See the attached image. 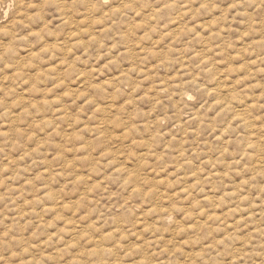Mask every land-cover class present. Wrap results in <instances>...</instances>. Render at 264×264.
<instances>
[{"label": "rangeland", "instance_id": "374dc122", "mask_svg": "<svg viewBox=\"0 0 264 264\" xmlns=\"http://www.w3.org/2000/svg\"><path fill=\"white\" fill-rule=\"evenodd\" d=\"M149 2L153 4L151 11L147 8L137 9L132 13L131 21L126 18L109 24L106 17L110 13L106 11L104 16H97L92 21L91 28H66L60 34L63 41L48 37L46 42L40 41L42 47L34 45L35 50L27 48L17 53L15 61L21 60L19 68L0 82V92L10 98V107L5 115L12 117L11 120L0 119V140L13 134L12 125H17L15 135L22 137L26 134L28 140L26 143L13 142L10 160L16 165V182L7 192H0V201L6 199L11 192H16L17 195L13 197L15 207L11 213H5L0 218V234L8 235L5 224L13 229L17 226L12 223L15 216L23 226L22 235L32 238L34 243L47 246L56 239L61 243L67 240V246L63 250L56 249L61 256L78 248L85 239L90 244L98 243L101 246L93 249V252L100 251L101 248L107 252L111 249L112 240L119 237L120 243L133 254L145 244L155 243L164 244L163 251L166 253L172 245H175L174 253L196 248L192 255L198 257L204 254V249L200 248L204 241H210L206 247H215L224 238L220 233L228 238L236 236L237 233L228 230L245 222L242 212H248L249 217L251 216L246 204L251 196L245 191L249 179L245 176L236 181L235 185L229 183L235 176H242L238 168H232L231 161L229 168L221 173L218 170L222 165L221 159L205 155V150L192 149V155L199 153L204 157L203 164L197 171H186L188 166L195 165V161L191 160L185 150L181 156H189L186 163H169L162 169L149 168L145 173L143 169L153 163L148 157L156 155L154 149L158 145L150 142L147 135L143 139L138 138L137 145H147V150L143 153L145 159L137 164L136 159L140 153L128 145L127 137L131 136L133 130H138V125L125 128L122 133L117 130L111 133L107 141L101 142L108 136V133L101 131L105 123L115 125L117 129L122 125L119 115L107 122L100 113L108 108L123 112L129 105L137 104L140 105L137 107V114L151 110L152 115H155L167 82L183 80L187 83L193 60H199L201 67L208 65L204 69L205 73L213 77V82L221 81L220 88L225 92L234 87L233 77L237 78L236 85H245V90L249 92L248 99H252V87L261 86L259 80L253 79L255 70H251L252 74L246 72L247 64L229 63L224 59L230 51L227 46H235L231 39L224 44L220 43L230 30V25L226 22L227 12L222 16L216 15L218 8L214 7L202 17L199 8L191 11L185 9L162 29L161 22H154L153 18L160 15L155 3H163V0ZM198 2L199 0H193V3ZM118 8L119 3L114 0L111 15H115ZM78 16L80 25H85L87 20L82 15V10ZM140 16L144 19H140ZM189 16L190 20L185 19ZM72 19L65 16V24H70ZM117 28L120 31L116 35L120 39H128L129 33L136 36V39L130 40L128 47H123L119 42L107 43L102 37ZM231 30H235L234 25ZM33 31L40 32V29ZM68 38L72 40L71 45L66 44ZM97 42L101 48L107 47V52H101L95 61H85L81 67L80 62L85 54ZM179 45H183V53L190 55H184V63L178 67H169L176 62L173 53L181 52ZM65 47L68 48L66 53ZM125 57L127 59L121 62ZM233 59H240L239 54H234ZM89 63L92 64L91 68L88 67ZM113 65L123 70L117 71ZM90 71L99 72V78L94 82L85 81V76ZM77 72L78 78H72ZM110 72L113 74H109ZM240 73L245 75L240 76ZM20 77L24 78V82L17 87ZM135 77L139 79L135 82L133 96H129L122 104L112 103L111 99L105 98L104 104H97L96 113H87L89 103L94 102L95 98L89 97L88 102H83L88 96L86 84L101 90L115 87L118 89L116 98L119 99L123 89L115 83L116 80L126 83ZM9 80L11 84L8 83ZM248 81L253 83L249 85ZM216 92V88L210 89V93ZM230 95L234 101L245 103L240 100L241 93L238 89ZM227 99L228 97H222L218 103H224ZM262 100L264 94L258 93L256 100L247 109L236 111L233 122L240 119L247 121L248 109L261 108ZM149 101H155L151 109L147 106ZM3 103L0 99V105ZM216 106L214 104L209 111ZM232 107L233 104L228 103L222 114ZM34 109L37 111L34 112ZM193 111L192 120L203 123L205 118L198 110ZM86 115L87 119H99L100 123H87ZM54 117H59L62 123ZM157 119L166 123L164 117ZM145 123L141 121V125ZM177 126H184V122L179 121ZM194 132L195 129L189 128L185 134L186 149ZM227 134L228 130L225 128L222 134L217 133L216 138L222 140ZM121 136L125 138V142L117 145L119 151L106 146L119 141ZM158 137L169 140L164 145L165 151L159 153V159L163 160L166 151L171 150L172 144L179 137L173 133V129L167 127L163 131L158 129L153 134V139ZM227 143L230 144L231 140ZM230 151L226 147L224 155ZM121 160L126 162L121 164ZM205 165L210 166L212 171ZM10 170L11 166L5 164L4 171ZM217 177L222 179L217 180ZM137 180L139 182L134 183ZM5 183V179H0V187ZM220 184H223L224 192L215 195L220 191ZM148 185L151 187H146ZM241 193L244 194L240 195ZM238 195L240 208L227 206L226 201ZM252 208H259V196L253 201ZM165 222L177 227L175 230L164 228L162 224ZM192 233L194 235H190ZM87 251L88 249H81L80 254ZM70 264H80L78 256ZM136 264H147V261L141 258Z\"/></svg>", "mask_w": 264, "mask_h": 264}, {"label": "clouds", "instance_id": "9594fccd", "mask_svg": "<svg viewBox=\"0 0 264 264\" xmlns=\"http://www.w3.org/2000/svg\"><path fill=\"white\" fill-rule=\"evenodd\" d=\"M116 2L119 3V8L115 15H111L114 0H0V82L9 73H14L19 68L21 60L15 61V57L21 49L32 48L35 50L34 45L42 47L43 45L40 41L46 42L48 37H55L63 41L60 34L64 29L70 27L72 30H77L81 27L91 28L93 27L92 21L97 16H104L106 11L110 13L106 20L109 24H112L126 18L131 21L132 13L137 9L144 10L147 8L151 11L153 7L149 0H116ZM154 6L160 15L154 17L153 20L154 22H161L162 29L165 25L172 22L173 17L181 15L185 9L191 11L199 8L202 17L211 12L214 7L218 8L216 15L222 16L227 12L226 22L229 23L230 30L225 33L220 43L224 44L226 40L231 39L232 44L235 46H227L230 47V51L227 52L224 59L229 63L247 64L246 72L252 74L251 70H255L253 79L259 80L261 86L259 88L252 87L250 93L252 99H248L249 92L245 90V85L243 83L236 85L235 80L237 78L233 77L232 83L234 87L225 92L220 88L221 81L216 80L213 82V77L205 73L204 69L209 66L204 65L201 67L199 60H193L190 67L191 75L187 83L183 80L167 82L166 88L162 90L163 95L160 97V103L155 115H152L151 110L147 113L141 112L137 114V107L140 106L137 104L129 105L123 112L108 108L105 112L100 113L99 115L107 122H111L114 116L119 115L120 124L122 125L121 128L117 129L115 125L105 123L101 131L108 133V136L101 142L107 141L111 133L117 130L122 133L125 128H131L133 124L138 125V130H133L131 136L127 137L128 145L137 149L140 153L136 163L139 164L141 160L145 159L143 153L147 150V145L142 147L137 145L136 141L138 138L143 139L147 135L150 142L158 145L154 149L156 155L148 157L153 163L148 168L143 169L145 173L149 168L152 170L162 169L169 163H186L189 156H181V153L185 150L188 151L191 160L195 161V165L188 166L186 171H197L203 164L204 157L199 153L192 155V149L205 150V155L221 159L222 165L218 169L221 173L229 168V161H231L232 168H238L242 176H235V179L229 181V183L235 185L236 181L243 179L245 176L249 179V184L245 187V191L251 196V199L246 202L247 207L251 211V216L249 217L248 212H242L245 222L228 230L237 233L236 236L228 238L224 236V233H220V236L224 238L215 247H206L210 241H204L200 245V248L204 249V254L198 257L192 255L196 248H189L185 252L174 253L175 245H172L169 252L166 253L163 251L164 244L157 245L155 243L151 245L145 244L144 247L133 254L128 247L120 243L119 237L112 240L111 249L107 252L102 248L100 251L93 252V249L101 246L98 243L90 244L85 239L78 248H73L70 252H65L61 256L56 249L63 250L67 246V240L61 243L59 239H56L47 246L34 243L32 238L22 235L21 229L23 226L13 216L12 223L17 226L13 229L8 224H5V228L8 229V235L0 234V264H70L75 256H78L80 264H117V262L119 264H136L141 258L145 259L147 264H193V261H195V264H225L226 258L227 264H264V100L261 101V108L248 109L247 121L240 119L233 122V117L238 109H247V106L253 100H256L258 93L264 94V0H199L198 3H193V0H187V2L185 0H171V2L170 0H163V3H155ZM81 10L82 15L87 20L85 25H80L79 23L78 13H81ZM65 16L73 18L70 24H65ZM139 18L144 19L143 16ZM185 19L190 20L191 17L189 16ZM233 25L235 27L234 31L231 30ZM33 29H40V32H35ZM118 31H120L119 28L108 32L102 38L109 44L119 42L123 47H128L129 41L136 39V36L132 33L128 34V39H120L116 35ZM88 35H91V33ZM82 38L86 39V37ZM71 43V38H68L66 44L71 45ZM9 46H12V48H9ZM178 47L181 48V52L173 53L176 62L173 65H169V67H178L184 63L183 56L190 55L183 53V45ZM64 51L66 53L68 48L65 47ZM101 52H107V47L101 48L98 42L93 44L91 50L85 54L84 59L80 62L81 67L84 66L85 61H95ZM234 54H239L240 59H233ZM27 56L29 54L25 57ZM123 59L127 58H122L121 62H123ZM88 67L91 68L92 64L89 63ZM112 67L117 71L123 70L117 68L116 65ZM124 67H127V65H124ZM197 73H199V78H197ZM109 74L113 73L110 72ZM243 75L245 73H240V76ZM78 76L79 72L72 78H78ZM98 78V71H90L85 76V81L94 82ZM137 79L139 77H135V79L126 83L119 79L116 80L115 83L119 84L120 88L123 89L119 99L116 98L118 89L115 87L101 90L89 87L86 84L88 96L84 98L83 102H88L89 97L95 98L94 102L89 103L87 113H96L97 104H104L105 98L111 99L112 103L122 104L129 96L134 95ZM197 79H199V82H197ZM23 82V77L18 78L16 86L18 87ZM8 83L11 84V81L9 80ZM247 83L251 85L253 82L248 81ZM212 88H216L217 92L210 93ZM237 89L241 93L240 100L245 101L244 104L234 101L230 95L232 91ZM124 93L128 95H124ZM222 97H228V99L224 103H218ZM0 99L4 101L0 105V119L11 120L12 117L10 115H5V111L10 107V98L0 92ZM230 102L233 107L222 114V110ZM214 104L217 106L212 111H209V108ZM154 105L155 101L147 103L150 109ZM41 107H44V105H41ZM194 109L198 110L200 115L205 118L203 123L200 120H192ZM35 111L37 110L34 109ZM157 117H164L166 123L158 120ZM54 118L62 123L59 117ZM141 121L146 123L141 125ZM179 121H183L184 126H177ZM86 122L99 124L100 120L87 119L86 115ZM16 126H11L12 135L0 140V179L7 181L0 187V192H7L10 186L16 182L14 177L16 165L10 160L11 149L14 146L13 142L21 141L26 143L28 140L26 134L22 137L15 135ZM165 127L173 129V133L179 139L172 144L171 150L166 151L165 158L160 160L159 153L165 151L164 145L168 144L169 140L163 137L153 139V134L158 129L163 131ZM189 128L195 129V132L191 134V142L186 149L184 141L186 140L185 134ZM225 128H227L228 134L224 135L222 140H217V133L220 132L222 134ZM229 140H231L230 144L227 143ZM84 142L86 141H80V143ZM124 142L125 138L121 136L119 141L108 143L106 146L117 148V151H119L117 145ZM226 147L230 148L231 151L224 155ZM54 151H59V149H54ZM246 153L247 155H245ZM125 162V160L120 161L121 164ZM5 164L11 166L10 171H4ZM245 165H248V167L246 168ZM205 167L212 171L210 166L205 165ZM216 179L221 180L222 177H217ZM135 182H139V180ZM146 187L151 186L148 185ZM219 187L220 191L215 193V195H220L224 192L223 184H220ZM243 194L241 193L240 195ZM16 195V192H11L6 199L0 201V218L5 213H11L12 208L15 207L13 197ZM240 195L230 197L226 201L227 206L240 208ZM257 196H259V208L255 209L252 208V204ZM209 207L211 206L209 205ZM200 219H204V217H200ZM185 223H188V221H185ZM162 227L175 230L177 226L165 222ZM225 228L227 229V225H225ZM190 235H194V233ZM81 249H88V251L80 254ZM45 253H50L51 255L45 256Z\"/></svg>", "mask_w": 264, "mask_h": 264}]
</instances>
